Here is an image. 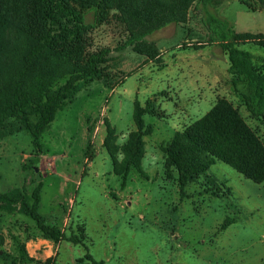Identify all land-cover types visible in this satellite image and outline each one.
I'll return each mask as SVG.
<instances>
[{"label": "rangeland", "instance_id": "374dc122", "mask_svg": "<svg viewBox=\"0 0 264 264\" xmlns=\"http://www.w3.org/2000/svg\"><path fill=\"white\" fill-rule=\"evenodd\" d=\"M213 3L236 32L264 35V0ZM200 18L190 6L178 24L148 36L139 53L112 52L109 86L93 80L56 112L40 136L37 163H30L35 153L25 130L0 138V193L16 187L31 193L42 182L39 213L66 234L81 231L85 245L53 243L30 218L0 211V264H87L86 253L104 264H264V181L254 183L220 161L183 190L164 173L160 146L219 98L264 144V126L232 92L226 56L202 45ZM130 27L116 8H108L89 34L87 51L113 49ZM15 33L12 23L5 34L14 40ZM244 49L264 54L253 44ZM146 100L153 104V114L142 117L150 128L141 160L148 177L131 171L122 188L103 140L114 128V143L123 145L135 129L134 103L143 107ZM17 125L10 118L0 133ZM226 218L234 221L220 230ZM20 245L30 260H20Z\"/></svg>", "mask_w": 264, "mask_h": 264}, {"label": "trees", "instance_id": "16d2710c", "mask_svg": "<svg viewBox=\"0 0 264 264\" xmlns=\"http://www.w3.org/2000/svg\"><path fill=\"white\" fill-rule=\"evenodd\" d=\"M190 6L201 13L205 30L202 45L215 46L226 56L232 92L251 117L264 126V54L244 49L246 44H253L264 50V35L236 32L217 15L213 0H0V127L10 118L18 121L14 130L0 133V138L25 130L35 153L30 163H37L42 154L40 136L56 112L93 80L109 86L111 53L127 48L139 53L148 36L169 23L178 24ZM108 8H116L131 27L123 42L113 49L87 51L89 34L102 22ZM12 23L14 40L5 34ZM152 107L151 100H146L143 107L134 103L135 129L123 145L114 143V128H108L104 137L103 146L122 188L131 171L148 177L141 160L143 137L150 128L142 117L152 115ZM160 150L164 173L176 181L179 190L205 174L216 161L254 183L264 181V144L225 98L217 99L204 115L174 132ZM118 153L122 155L120 160ZM41 190L42 182H37L31 193L17 187L0 193V211L30 218L43 239L85 246L81 231L66 234L46 223L38 211ZM233 221L226 218L220 230ZM17 250L22 262L31 259L24 245ZM84 260L87 264H104L88 253Z\"/></svg>", "mask_w": 264, "mask_h": 264}, {"label": "water", "instance_id": "95a60500", "mask_svg": "<svg viewBox=\"0 0 264 264\" xmlns=\"http://www.w3.org/2000/svg\"><path fill=\"white\" fill-rule=\"evenodd\" d=\"M36 171H37V169H35V172H36ZM36 179H37V180H40V175H39V174L36 175Z\"/></svg>", "mask_w": 264, "mask_h": 264}]
</instances>
